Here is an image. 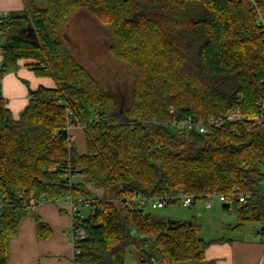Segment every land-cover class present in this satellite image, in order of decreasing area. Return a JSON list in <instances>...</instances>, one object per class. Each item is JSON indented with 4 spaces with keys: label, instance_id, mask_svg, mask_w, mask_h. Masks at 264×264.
<instances>
[{
    "label": "trees",
    "instance_id": "1",
    "mask_svg": "<svg viewBox=\"0 0 264 264\" xmlns=\"http://www.w3.org/2000/svg\"><path fill=\"white\" fill-rule=\"evenodd\" d=\"M43 1L0 18L1 74L26 59L55 82L30 90L17 119L0 91V264H8L9 237L32 200L76 197L88 185L103 190V201L73 219L86 234L77 264H127L130 248L139 264L204 263L206 249L224 238L206 241L195 219L169 227L143 208L155 198L177 203L180 193L195 202L239 188L249 198L233 208L234 229L255 223L264 240V123H254L264 97V29L251 1ZM258 6L264 16V0ZM83 10L105 27L113 58L133 69L127 93L103 86L69 46L65 28ZM28 23L39 42L20 33ZM236 107L247 119L210 133L177 126ZM67 109L84 129V154L67 131Z\"/></svg>",
    "mask_w": 264,
    "mask_h": 264
},
{
    "label": "crops",
    "instance_id": "2",
    "mask_svg": "<svg viewBox=\"0 0 264 264\" xmlns=\"http://www.w3.org/2000/svg\"><path fill=\"white\" fill-rule=\"evenodd\" d=\"M31 1L0 0V15H19ZM5 40L6 36L0 35V91L12 116L17 119L28 104L30 90L39 86L54 88L55 82L51 77L38 76L30 66L32 62L26 59L19 60L16 70L1 74ZM74 128L83 129L81 126ZM69 134L72 138L71 129ZM86 211L82 212L84 217L89 214ZM72 224L71 209L66 203H39L21 219L15 234L9 237L8 264H74V247L65 237ZM256 230L248 237H222L223 241L210 244L202 264H260L264 242L255 235Z\"/></svg>",
    "mask_w": 264,
    "mask_h": 264
},
{
    "label": "rangeland",
    "instance_id": "3",
    "mask_svg": "<svg viewBox=\"0 0 264 264\" xmlns=\"http://www.w3.org/2000/svg\"><path fill=\"white\" fill-rule=\"evenodd\" d=\"M35 1L40 6L44 5L43 0ZM65 38L79 62L95 75L103 86L115 93L125 94L129 91L133 84L134 71L110 54L107 49L106 29L89 11L83 10L70 20L65 28ZM74 127L71 128L73 136L71 139L78 153L84 154L86 151L84 129ZM211 200L213 206L210 210L205 207V199L196 200L187 207L173 203L162 208H152L150 204H145L143 208L157 218L171 217L186 221L195 219L200 226L199 234L206 241L222 237L232 239L238 235L248 237L258 227L255 223H245L240 231L235 230L234 227L238 224L236 211L224 210V203L219 200L218 195L212 196ZM82 212L87 213L86 210ZM67 235L68 233H65L66 239L72 243ZM127 264H139L133 248L127 251Z\"/></svg>",
    "mask_w": 264,
    "mask_h": 264
},
{
    "label": "built area",
    "instance_id": "4",
    "mask_svg": "<svg viewBox=\"0 0 264 264\" xmlns=\"http://www.w3.org/2000/svg\"><path fill=\"white\" fill-rule=\"evenodd\" d=\"M252 8L256 12L257 19L256 22L259 26H261L264 29V16L262 12L259 9L258 2L259 0H250ZM4 15H0V18ZM264 83V81H263ZM242 100V97L238 99V102ZM257 115L254 118V123L263 124L264 123V97H261L257 100ZM66 120H67V131L74 126L72 125V117H73V111L70 109L66 110ZM173 110L171 109V112ZM247 114H245L240 107H236L232 109L230 112H228L225 115H210L204 119H196V118H186L182 120L181 122L177 123V126L182 129H187L189 131H195L198 133H210L212 129L219 127L225 123H236L240 121H244L247 119ZM214 195H218L219 200L224 203V205L228 206L230 209L235 208L236 206L244 205L247 202V199L249 198V195L247 193H243L239 188L235 189V191L229 193V194H216L213 193L209 195L205 201V207L206 209L210 210L212 209L213 202L211 200V197ZM175 198V197H174ZM177 203L182 206H190L194 202V198L190 195H186L184 193H180L176 197ZM137 200V203L140 205H144L146 203L145 200L141 198H135ZM170 197L165 198H155L148 201V204L152 206V208H162L166 204L170 202ZM103 201V191L98 188L94 189H88V191L79 196H72L71 194H68L64 199H58L55 201L56 203H66L70 209H71V215L74 218L80 216L84 217L82 211L88 210L91 211L94 209V207L99 203ZM44 202H51L46 197H42L39 200H32L30 204V208H35L39 203ZM4 207V203L2 200V197L0 196V211ZM107 209H105L106 211ZM255 235L261 239H263V236L260 232H256ZM86 236L85 232L76 227L74 225V222L68 232V237L71 239L73 247H74V255L79 253V243L82 239H84ZM264 242V240H263ZM74 264H77L74 261ZM260 264H264V252H263V259Z\"/></svg>",
    "mask_w": 264,
    "mask_h": 264
},
{
    "label": "water",
    "instance_id": "5",
    "mask_svg": "<svg viewBox=\"0 0 264 264\" xmlns=\"http://www.w3.org/2000/svg\"><path fill=\"white\" fill-rule=\"evenodd\" d=\"M20 33L25 34V36L27 38H30L31 40H33L35 42H39L37 34L35 32V28L33 27V25L31 23H28L25 27H23L20 30ZM166 221H167L169 227H177V226H180L182 224V220L176 219V218H171V217H168L166 219Z\"/></svg>",
    "mask_w": 264,
    "mask_h": 264
}]
</instances>
